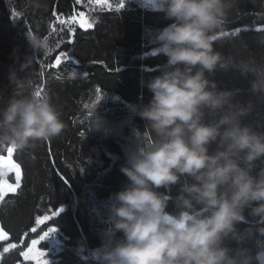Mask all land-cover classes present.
I'll return each instance as SVG.
<instances>
[{
	"label": "clouds",
	"instance_id": "9594fccd",
	"mask_svg": "<svg viewBox=\"0 0 264 264\" xmlns=\"http://www.w3.org/2000/svg\"><path fill=\"white\" fill-rule=\"evenodd\" d=\"M237 3L159 0L172 22L157 29L151 42L168 59L159 75L141 80L151 99L132 106L145 127L135 131L136 144L120 167L126 184L109 197L111 225L95 249L101 264H254L264 257V247L254 256L226 244L243 239L238 224L246 209L264 221V167L253 171L256 161L264 162V131L243 122L255 105L236 99L240 89H220L211 78L235 67L264 92V39L259 54L242 44L248 54L238 60L216 47L218 39L231 37L227 25ZM26 36L39 55L20 60L14 50L18 66L8 75L13 92L0 105V150L30 152L61 138L66 128L49 91L36 81L37 57L51 55L56 43L39 32ZM99 103L84 105L92 113L90 131L108 134ZM175 185L179 192L171 197ZM256 230L264 235V223ZM78 247L87 250L84 240Z\"/></svg>",
	"mask_w": 264,
	"mask_h": 264
},
{
	"label": "trees",
	"instance_id": "16d2710c",
	"mask_svg": "<svg viewBox=\"0 0 264 264\" xmlns=\"http://www.w3.org/2000/svg\"><path fill=\"white\" fill-rule=\"evenodd\" d=\"M117 8L116 3L111 8L94 7L80 5L79 0H41L39 6L34 0H0V105L13 92L8 75L11 66H18L14 50L20 60L38 56L26 32H39L49 36L56 49L51 55L37 57V86L49 91L66 125L61 138L30 152L13 151L21 181L16 191L6 193L0 201V227L8 233L0 241V264H34L22 253L52 227L60 231L63 246L49 264H101L95 249L103 244L111 220L103 223L96 212L101 206L105 217L110 216L109 197L127 182L120 167L136 144L135 131L145 127L132 106L151 99L152 93L141 80L159 75L168 59L151 37L172 22L159 6H144L138 0ZM80 10L88 12L91 28H83L80 19H73ZM227 30L231 37L218 39V50L238 60L248 54L242 46L246 44L259 54L264 39V0H238ZM211 78L220 89H240L236 99L245 104L251 100L255 105L243 122L264 131V92L252 88V75L233 67ZM98 103V113L111 128L108 134L90 131L92 113L84 105ZM6 154L7 149L0 150V156ZM261 167L264 162L256 161L254 173ZM9 179L16 182L14 174ZM168 192L176 196L179 185ZM174 208L170 199L168 210ZM54 211L59 215L53 216ZM244 215L246 219L238 224L243 239L227 240L226 244L232 249L247 248L255 256L264 247V235L256 224L264 221L253 217L250 209ZM45 216L50 219L43 220ZM38 219L43 222L37 223ZM81 240L87 244L85 252L79 250ZM254 264H260L259 258Z\"/></svg>",
	"mask_w": 264,
	"mask_h": 264
},
{
	"label": "rangeland",
	"instance_id": "374dc122",
	"mask_svg": "<svg viewBox=\"0 0 264 264\" xmlns=\"http://www.w3.org/2000/svg\"><path fill=\"white\" fill-rule=\"evenodd\" d=\"M127 1H129V0H124V6H125ZM138 1H141L144 6L158 7V5H159V0H138ZM79 2H80V5H85V6H90V5H92L94 7L107 6V5H101V4L96 3V0H79ZM113 2L119 5L121 0L119 2H117L116 0H108V3L111 4V7L114 5ZM81 14H83V15H81ZM76 18H78L80 20H84L87 23H92L91 20L88 18V12L84 11V10L78 11L74 17V20H76ZM2 156H4L5 159H7V154L2 155ZM12 161L14 162L13 157H12ZM14 163H16V162H14ZM10 174H14V176H15L14 172H7L6 175L3 177V179L6 181L7 184L12 185L16 191L18 186L16 185V182L10 181V179H9ZM9 192H14V191H9ZM9 192H7V193H9ZM101 210H103V207L100 206L98 209V212H96L97 218H98V214H100L102 216V218L100 216L99 220L102 219L104 221L103 223H105V224L109 223L110 222V216L105 217L106 213L102 212ZM55 229L56 230L51 232L44 240L40 241V237L43 236L44 234H42L38 239H36L37 241H39V243L37 245L33 246L31 243L29 248H32L33 251L30 255L37 256L41 261H48V262L53 261L55 255L62 249V246H63V240L61 238V233L58 230V228H55ZM0 233H6L7 234L6 236H4L3 239H0V241L8 238V233L5 232L1 227H0ZM28 249L25 252H27ZM42 253H43V255H41ZM30 261H33L34 264H36L35 260H30ZM259 261H260V264H264V257H260Z\"/></svg>",
	"mask_w": 264,
	"mask_h": 264
},
{
	"label": "snow or ice",
	"instance_id": "6c2138e0",
	"mask_svg": "<svg viewBox=\"0 0 264 264\" xmlns=\"http://www.w3.org/2000/svg\"><path fill=\"white\" fill-rule=\"evenodd\" d=\"M96 3L101 4V5H107L109 8H111V4L108 3V0H96ZM124 7V0H121V2L118 5L117 10L121 9ZM83 15V14H81ZM74 19V18H73ZM61 23H64V21H60ZM81 27L83 28H91L93 25L92 23H87L84 20H81L80 22ZM236 31H239V29H236ZM61 56H66L65 53H61ZM60 59L57 58L56 64H60ZM76 73L73 72V76H75ZM42 90V89H41ZM86 106V104H85ZM13 148H8L7 149V159H5L4 156H0V201L4 199V196L7 192L9 191H15V188L7 184L6 181L3 179V177L6 175L7 172H14L15 173V180H16V185L19 186L20 181H21V169L20 166L12 161V155H13ZM60 211H63L61 209ZM53 216H58L59 212H53ZM50 217L45 216L43 217V220H48ZM43 220L38 219L37 223H42ZM34 230V229H33ZM56 229L54 227L49 228L47 232L44 233L43 236L40 237V241L44 240L51 232L55 231ZM6 233H0V239H3L4 236H6ZM39 243L37 240L32 241V245L35 246ZM14 247V245L12 246ZM8 248H4V252H7ZM33 249L29 248L27 252L22 253L24 258L26 260H35L36 264H49L48 261H41L37 256H32L30 255L32 253ZM43 255V253L41 254Z\"/></svg>",
	"mask_w": 264,
	"mask_h": 264
}]
</instances>
